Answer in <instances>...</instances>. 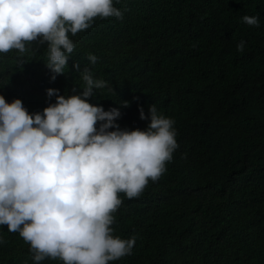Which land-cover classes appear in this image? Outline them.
Listing matches in <instances>:
<instances>
[{"label":"trees","instance_id":"trees-1","mask_svg":"<svg viewBox=\"0 0 264 264\" xmlns=\"http://www.w3.org/2000/svg\"><path fill=\"white\" fill-rule=\"evenodd\" d=\"M114 6L122 19L96 17L88 29L68 33L75 48L54 81L47 43L0 53V94L42 113L56 102L49 88L81 93L88 67L107 82L89 102L119 108L121 129L146 130L150 118H140V107L149 114L152 104L175 120L179 147L166 171L138 197L119 193L113 235L135 236L136 244L109 264H264V0ZM245 15L258 16L259 26L243 22ZM0 236V264H36L19 232L0 225ZM39 264L64 262L48 257Z\"/></svg>","mask_w":264,"mask_h":264},{"label":"clouds","instance_id":"clouds-1","mask_svg":"<svg viewBox=\"0 0 264 264\" xmlns=\"http://www.w3.org/2000/svg\"><path fill=\"white\" fill-rule=\"evenodd\" d=\"M115 2L0 0V53H24L27 42L47 43L54 81L75 48L68 33L88 29L96 17L122 19ZM242 21L260 24L258 16ZM245 45L241 41L237 50ZM88 59L95 64L98 57L90 53ZM82 79L86 86L79 94L59 95V89L49 88L47 95L56 102L42 113H29L22 99L9 103L0 94V225L30 243L36 264L48 257L64 264H109L130 255L136 237L114 236L111 227L122 203L119 193L138 197L149 180L166 171L179 147L175 120L155 104L150 115L140 107V118H150L146 130L121 129L119 108L106 111L89 102L107 82L88 67Z\"/></svg>","mask_w":264,"mask_h":264}]
</instances>
